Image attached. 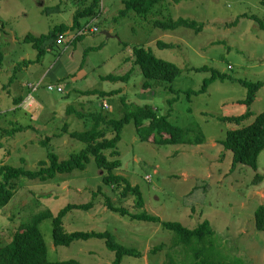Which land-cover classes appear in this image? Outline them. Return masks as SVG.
Listing matches in <instances>:
<instances>
[{
  "label": "rangeland",
  "instance_id": "obj_1",
  "mask_svg": "<svg viewBox=\"0 0 264 264\" xmlns=\"http://www.w3.org/2000/svg\"><path fill=\"white\" fill-rule=\"evenodd\" d=\"M124 1L101 0L100 15L91 21L97 32L70 30L35 62L39 51L25 43V37L47 35L63 24L72 26L77 11L85 10L92 0H1L0 167L34 171L41 168V161L48 162L49 152L60 160L80 153L86 144L69 134L57 135L63 134L66 124L69 132L91 130V114L95 112L102 111L113 120L122 118V99L153 107L174 125L189 128L193 136H203L206 142L160 146L142 142L133 122L124 127L119 153L113 157L107 153L110 160H121L115 174L140 188L145 201L142 209L137 207L135 195L123 198L121 190L101 181L107 173L97 167L93 156L84 171L58 175L51 183L16 180L14 198L0 208V248L10 244L19 226L32 217L43 212L57 216L68 205L94 201L96 207L89 211L73 209L66 214L63 222L68 233L109 231L121 245L142 253L141 257H124L122 264L193 262L188 257L196 241L187 247L160 224L110 211L105 206L107 196L115 206L131 213L146 212L191 230L207 221L215 230L214 249H208L215 259L224 264H264V233L257 230L255 216L264 206V151L257 170L240 164L233 167L232 152L220 143L228 131L252 124L264 112V87L248 106L242 103L248 90L240 83L264 82V30L259 26V21L264 22L262 0H164L148 17L134 12L121 16ZM179 18L196 21L203 29L163 31L152 24L155 19ZM91 22L82 25L89 28ZM77 36L84 37L71 43ZM159 41L173 47L160 49ZM137 46L174 63L181 75L173 83L150 81L151 88L145 90L147 80L135 65ZM205 66L225 78L218 77L205 93L196 95L193 92L200 91L212 77V72L196 71ZM130 72L133 76L128 82L104 79ZM50 85L62 88L63 93L48 91ZM28 87L33 90L31 101ZM87 91L99 94L85 95ZM104 92L115 94L104 96ZM249 112L240 125L221 120ZM48 137L52 140L43 145ZM64 178L71 185L69 191L63 189ZM40 228L51 262L115 264L116 254L103 240L56 246L52 219H45ZM157 248L160 250L153 251Z\"/></svg>",
  "mask_w": 264,
  "mask_h": 264
},
{
  "label": "trees",
  "instance_id": "obj_2",
  "mask_svg": "<svg viewBox=\"0 0 264 264\" xmlns=\"http://www.w3.org/2000/svg\"><path fill=\"white\" fill-rule=\"evenodd\" d=\"M163 1L164 0H125V8L120 15L126 16L128 13L134 12L138 16L148 17V15L154 12L155 7ZM100 2L101 0H92L91 5L85 10H78L74 15V23L72 26L64 24L56 26L47 35H42L40 37L31 34L27 35L24 42L32 45L33 49L39 51L38 59L35 62H39L46 54V48L52 47L57 41L59 42L60 36H67L70 30L75 31L80 28L83 29L84 27L82 24L89 23L97 18L100 15ZM262 4L264 5V0H262ZM152 24L155 28L163 31H174L182 27L191 30L203 29V25L185 18H179L177 20L155 19ZM259 26L264 30V22L259 21ZM2 28L3 26L0 27V29ZM83 37L84 36H77L71 43H75ZM157 44L160 49H171L173 47L172 44L163 41H159ZM134 57L136 67L141 70L143 76L147 80L143 86L145 90L151 88L150 81H166L173 83L181 75V71L177 65L156 57L152 50L146 49L144 46H137L134 48ZM2 58L3 55L0 52V66L3 63ZM196 71L212 72V77L204 82L203 88L198 92H193L196 95L205 93L209 85L218 77L221 79L225 78V75H221L217 70L207 66L197 68ZM131 76H133V72L124 76L110 75L104 79L114 82H128ZM240 83L248 90L247 99L242 101V103L251 106L259 90L264 87V82L255 83L243 80L240 81ZM84 93L85 95L99 94L98 91H87ZM111 93L106 94V92H104L102 95L107 96L115 94V92ZM122 104L124 106V115L118 120H113L109 118V116L104 115L102 111H99L95 112V114H91L93 123L91 130L85 132H69L68 124L64 126L63 134L60 133L57 136L69 134L72 139L86 144L85 149L80 153L72 154L67 160H60L56 154L49 152L47 156L48 162L41 161V168L38 170L31 171L23 167H13L2 164L3 166L0 167V208L6 207L14 198L16 180L27 178L30 180L38 179L45 184L51 183L56 181L55 179L58 175H71L77 170L84 171L90 162L91 156L94 157L97 167L102 172L107 173L101 178V181L105 185L117 191L121 190V196L123 198H127L130 194L135 195L137 197V207L141 209L144 208L145 201L140 188L138 186L134 187L124 176L115 174V171L121 167V160L119 158L110 160L111 158L107 153L110 151L111 157L119 153L118 144L121 141V133L124 127L133 122L136 127L137 135L142 142H150L160 146L179 144L202 145L206 142V139L203 136H193V132L189 128L185 129L174 125L169 121L168 116L159 115L157 111L149 105L143 107L136 106L129 104L126 99H122ZM250 115L251 112L240 117H227L221 120L223 122L240 125ZM86 118L87 116L85 119ZM22 130H24L23 127L20 128L19 131ZM110 134H112L113 137H109ZM51 140L52 137H48L42 144L45 145V143L47 144V142ZM220 143L227 151L232 152L233 167L240 164L257 170L259 157L264 151V112L259 114L252 124L228 131L226 138ZM257 177L261 178L259 175ZM99 192L102 193V190L99 189ZM95 205L94 201L81 205L73 204L61 210L57 216H54L51 212H43L32 217L30 222L19 226L10 244L0 248V264H81L75 260L63 262L49 261L48 246L40 228L41 223L45 219H52L54 243L56 246L68 247L75 241L100 239L105 242L106 247L110 251L116 254L115 264H122L126 256L141 257V252L121 245L114 234L109 231L68 233L65 230L63 219L68 212L73 209L89 211L95 208ZM105 206L112 212L118 213L124 217L129 216L132 220L160 224L163 228L175 233L178 242L187 247H192L193 243L196 241L198 244H195L194 247H192V251L189 252L188 260L191 258L193 260L191 264H224L222 261L215 259V256L208 251L209 248L214 249L215 230L207 221L201 224L197 229L191 230L180 223L165 222L158 216L150 215L146 212L131 213L124 207L115 206L107 196ZM255 216L257 230L264 233V206H260L257 209ZM208 244L210 247L207 248L206 246ZM157 250L160 249L157 248L153 251ZM190 253H192V256ZM187 263L185 262L183 264Z\"/></svg>",
  "mask_w": 264,
  "mask_h": 264
},
{
  "label": "built area",
  "instance_id": "obj_3",
  "mask_svg": "<svg viewBox=\"0 0 264 264\" xmlns=\"http://www.w3.org/2000/svg\"><path fill=\"white\" fill-rule=\"evenodd\" d=\"M89 26H90L89 28H83V29L79 30L77 33H81V34L83 33V34H85V32L88 31V30H90L91 32H97L98 31V29L95 26H93V23H90ZM64 38L60 42H63L64 41ZM32 85L35 86V84H32ZM39 88H40V85H39ZM28 91H29L28 92V96H27L28 97V101H31V98H32L31 97V93H32L31 91H33L32 90V87L31 88L28 87ZM48 91H50V92H55V91L62 92L63 90L60 87H56V86L50 85V86H48Z\"/></svg>",
  "mask_w": 264,
  "mask_h": 264
},
{
  "label": "crops",
  "instance_id": "obj_4",
  "mask_svg": "<svg viewBox=\"0 0 264 264\" xmlns=\"http://www.w3.org/2000/svg\"><path fill=\"white\" fill-rule=\"evenodd\" d=\"M70 32H68L67 34H69ZM40 107H42L41 105H39ZM76 180V179H74ZM64 186L63 189H65V191H69V189L71 188V185L68 183L69 181L67 179H65L64 181H62ZM79 191H81V188H78Z\"/></svg>",
  "mask_w": 264,
  "mask_h": 264
},
{
  "label": "bare ground",
  "instance_id": "obj_5",
  "mask_svg": "<svg viewBox=\"0 0 264 264\" xmlns=\"http://www.w3.org/2000/svg\"><path fill=\"white\" fill-rule=\"evenodd\" d=\"M94 24V23H93ZM96 27V26H95ZM97 28V27H96ZM98 29V28H97Z\"/></svg>",
  "mask_w": 264,
  "mask_h": 264
},
{
  "label": "clouds",
  "instance_id": "obj_6",
  "mask_svg": "<svg viewBox=\"0 0 264 264\" xmlns=\"http://www.w3.org/2000/svg\"><path fill=\"white\" fill-rule=\"evenodd\" d=\"M29 92V91H28ZM28 94V93H27Z\"/></svg>",
  "mask_w": 264,
  "mask_h": 264
}]
</instances>
